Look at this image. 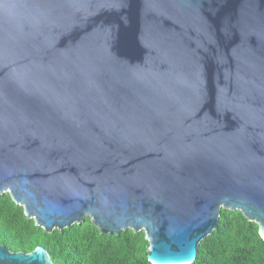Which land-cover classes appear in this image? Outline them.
Instances as JSON below:
<instances>
[{"label": "water", "instance_id": "obj_1", "mask_svg": "<svg viewBox=\"0 0 264 264\" xmlns=\"http://www.w3.org/2000/svg\"><path fill=\"white\" fill-rule=\"evenodd\" d=\"M190 264L240 210L264 239V0H0V195ZM0 264H57L0 244Z\"/></svg>", "mask_w": 264, "mask_h": 264}, {"label": "trees", "instance_id": "obj_2", "mask_svg": "<svg viewBox=\"0 0 264 264\" xmlns=\"http://www.w3.org/2000/svg\"><path fill=\"white\" fill-rule=\"evenodd\" d=\"M0 244L13 251L45 247L57 264H154L145 231L105 234L87 217L81 224L46 232L9 193L0 195ZM190 264H264V239L240 210L222 209L219 227L202 240Z\"/></svg>", "mask_w": 264, "mask_h": 264}]
</instances>
